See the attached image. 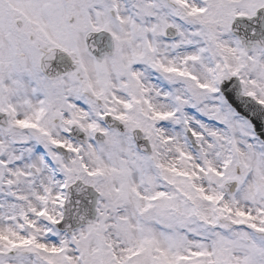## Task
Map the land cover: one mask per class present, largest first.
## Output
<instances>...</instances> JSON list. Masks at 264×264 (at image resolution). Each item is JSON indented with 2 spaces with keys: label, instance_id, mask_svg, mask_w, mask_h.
<instances>
[{
  "label": "snow or ice",
  "instance_id": "snow-or-ice-1",
  "mask_svg": "<svg viewBox=\"0 0 264 264\" xmlns=\"http://www.w3.org/2000/svg\"><path fill=\"white\" fill-rule=\"evenodd\" d=\"M0 264H264V0H0Z\"/></svg>",
  "mask_w": 264,
  "mask_h": 264
}]
</instances>
